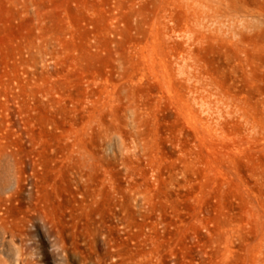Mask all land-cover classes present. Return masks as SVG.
<instances>
[{
  "label": "rangeland",
  "instance_id": "374dc122",
  "mask_svg": "<svg viewBox=\"0 0 264 264\" xmlns=\"http://www.w3.org/2000/svg\"><path fill=\"white\" fill-rule=\"evenodd\" d=\"M199 5L0 0L2 264H264V0Z\"/></svg>",
  "mask_w": 264,
  "mask_h": 264
},
{
  "label": "bare ground",
  "instance_id": "6f19581e",
  "mask_svg": "<svg viewBox=\"0 0 264 264\" xmlns=\"http://www.w3.org/2000/svg\"><path fill=\"white\" fill-rule=\"evenodd\" d=\"M192 1V0H191ZM196 1V4L198 3V5L200 4V5H204L205 6V4L206 5H208V3H209V5H210V1L211 0H195ZM212 2H213V0H212ZM199 5V6H200ZM202 5V6H203ZM211 5H213V3H211ZM201 7V6H200ZM209 7H211V6H208V8ZM201 12H203V10L201 11ZM195 13H197V11H195ZM200 13V12H199ZM200 25V24H199ZM204 27V26H203ZM201 120V119H200ZM199 120V121H200ZM19 264H31V262L29 261V259L28 258H26V256H24V255H19ZM18 262H16V264H17ZM0 264H2L1 262H0Z\"/></svg>",
  "mask_w": 264,
  "mask_h": 264
}]
</instances>
